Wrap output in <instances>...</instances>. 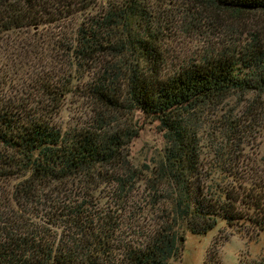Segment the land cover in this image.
I'll return each mask as SVG.
<instances>
[{"label": "trees", "instance_id": "trees-1", "mask_svg": "<svg viewBox=\"0 0 264 264\" xmlns=\"http://www.w3.org/2000/svg\"><path fill=\"white\" fill-rule=\"evenodd\" d=\"M176 1L167 14L109 1L91 17L97 0H0V264H167L185 230L264 231V177L228 154L248 125L207 117L234 94L264 95V0H186L178 13ZM173 19L215 39L169 70ZM80 94L91 120L63 130L61 102ZM134 111L165 144L148 178L129 160L140 128L118 121Z\"/></svg>", "mask_w": 264, "mask_h": 264}, {"label": "rangeland", "instance_id": "rangeland-1", "mask_svg": "<svg viewBox=\"0 0 264 264\" xmlns=\"http://www.w3.org/2000/svg\"><path fill=\"white\" fill-rule=\"evenodd\" d=\"M109 1L120 4L123 2V0H97L94 9H90V16L97 15L102 8L101 11H103ZM147 2L156 6L163 4L159 8L162 14H167L166 11H169L168 8L164 9L165 0H147ZM186 4V0L173 2V11L178 13L176 8L182 10ZM170 10L172 9L170 8ZM77 20L76 18L72 23L65 24L60 29L64 34L63 36L75 37L79 23ZM184 25V23L180 24L174 19L164 24L163 30L165 37H167L165 38L164 49L169 51L167 63L169 70L179 62V59L194 58L197 52L212 43L210 42L211 37L215 39L209 32L202 34L201 31L187 28ZM205 25L207 26V24ZM59 64L62 68L69 67L68 63L63 60ZM253 97H255L254 94H234L219 104L217 109L214 108L213 111L216 114L212 111L211 114H207V117L217 119L225 115L247 123L246 131L235 141V147L229 148L228 154H234L237 159L240 158L237 163L252 168L249 170L250 172L257 171L259 175L264 177V95ZM89 102L90 100L82 94L71 96L61 102L62 109L59 110L56 121L64 127L63 130L76 124L88 123L91 120ZM251 105H254L253 108L251 107L253 116L248 112H246L247 116H244V112ZM127 120L131 122L133 127L140 128L139 135L130 143L129 160L133 165L146 169L141 176L139 175L140 177H151V172L156 163L160 162L161 165L165 163L163 137L158 132L157 123L145 119L138 111H134L128 118L123 116L118 121L119 124H122ZM212 156V152L203 153V157L207 159H212ZM147 166L148 168H146ZM136 185L140 192L133 190L132 196L137 197L139 195L143 198L146 194L143 191L146 181L141 180ZM104 193L107 191L102 190V194ZM155 214L157 215V213ZM149 218H151L150 215L146 221L150 222ZM184 237L185 241L182 246L179 245L180 257L170 259L167 264H264V231L257 233V229L249 226L231 228L226 223L219 221L214 229L204 235H195L185 230Z\"/></svg>", "mask_w": 264, "mask_h": 264}]
</instances>
